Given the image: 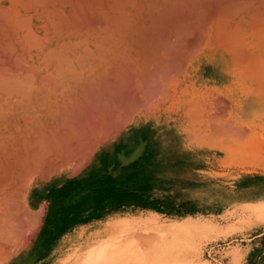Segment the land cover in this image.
Instances as JSON below:
<instances>
[{
  "label": "bare ground",
  "instance_id": "1",
  "mask_svg": "<svg viewBox=\"0 0 264 264\" xmlns=\"http://www.w3.org/2000/svg\"><path fill=\"white\" fill-rule=\"evenodd\" d=\"M54 1V31L22 47L0 36L10 41L0 52L2 169L19 183L3 194L9 219L15 199L34 198V174L82 167L108 140L137 148L147 133L166 159L161 175L193 179L202 156L230 146L232 115L238 125L264 119V0Z\"/></svg>",
  "mask_w": 264,
  "mask_h": 264
},
{
  "label": "rangeland",
  "instance_id": "2",
  "mask_svg": "<svg viewBox=\"0 0 264 264\" xmlns=\"http://www.w3.org/2000/svg\"><path fill=\"white\" fill-rule=\"evenodd\" d=\"M231 120L230 146L202 156L193 179L162 176L147 133L137 148L108 140L82 167L34 174L0 264H264V119Z\"/></svg>",
  "mask_w": 264,
  "mask_h": 264
},
{
  "label": "crops",
  "instance_id": "3",
  "mask_svg": "<svg viewBox=\"0 0 264 264\" xmlns=\"http://www.w3.org/2000/svg\"><path fill=\"white\" fill-rule=\"evenodd\" d=\"M28 1H30V2H28ZM46 1V2H45ZM20 0V2H19V0H0V10H6L9 14H10V16H11V18L9 17V19H12L13 21H11V20H8V17H7V15H6V17H5V15L3 16V18H2V16L0 15V18H2V19H0V25L2 26L3 25V27H1L0 26V36H1V33L3 32L4 34L5 33H7L6 34V36H8V38H6V36L4 35V34H2V39H4V41L5 40H9V37L10 36H12L13 37V40H12V43L14 44V46H17V47H22V46H25L26 45V41H25V39H24V36H27V35H31V34H36V35H39V34H44V35H46L47 34V30L48 29H50V30H53L54 31V26L53 25H50L51 23H50V20H51V18H53V17H55V13H56V4H55V1L54 0ZM48 1H50V2H48ZM12 2H13V4H14V8L12 7ZM6 3V4H5ZM42 3H44V4H42ZM35 4V5H34ZM16 5V6H15ZM31 5V6H30ZM43 5V6H42ZM47 5V6H46ZM3 6V7H2ZM7 6H8V8H7ZM20 6V7H19ZM50 6V7H49ZM5 7V8H4ZM15 7H16V9H15ZM17 7L20 9H18V11H16L17 10ZM28 7V8H27ZM47 7V8H46ZM2 8V9H1ZM10 8V9H9ZM27 8V9H26ZM13 9H14V11H13ZM35 10V11H34ZM44 10V11H43ZM16 11V12H15ZM24 11V12H23ZM5 11H3V13H4ZM19 12V13H18ZM46 12V13H45ZM2 13V11L0 12V14ZM2 13V14H3ZM37 13V14H36ZM5 14V13H4ZM7 14V13H6ZM9 14H8V16H9ZM12 14H13V16H12ZM15 15V16H14ZM33 15V16H32ZM48 18H50V20H48L47 19V17ZM51 16V17H50ZM21 17V18H20ZM15 20H14V19ZM20 18V19H19ZM24 20H23V19ZM17 19H19L20 21L19 22H21V23H19L20 24V26H19V24H18V20ZM23 20V21H22ZM42 20V21H41ZM5 21H6V23H5ZM10 23H9V22ZM25 21V22H24ZM27 21V22H26ZM29 22V23H28ZM8 23V25H9V28H8V26L7 25H5L4 26V24H7ZM14 23V24H13ZM26 23H28L27 25H25ZM50 23V24H49ZM12 24V25H11ZM49 24V25H48ZM24 25V26H23ZM30 25V26H29ZM38 25V26H37ZM26 26H27V28H29V29H27L26 28ZM11 27H12V29H11ZM18 27V28H17ZM44 27V28H43ZM1 28H3L5 31H1V30H3V29H1ZM39 28V29H38ZM53 28V29H52ZM7 29V30H6ZM32 29V30H31ZM38 30V31H37ZM49 30V31H50ZM12 31H13V33H12ZM15 31V32H14ZM32 31V32H31ZM25 32V33H24ZM31 33V34H30ZM23 34V35H22ZM49 34V33H48ZM4 36H5V38H4ZM20 36V37H19ZM1 37H0V39H1ZM16 37V38H15ZM1 39V44L3 45H0V47L2 46V47H4V46H6V45H4V41ZM9 43H8V45L6 46V47H9L10 45V41H8ZM22 42V43H21ZM5 43H6V41H5ZM25 43V44H24ZM24 44V45H23ZM1 47V49L2 50H0V52H2V51H4L5 52V47H4V49ZM7 50V49H6ZM2 58V57H1ZM0 58V59H1ZM1 61V60H0ZM2 63V62H1ZM1 65V64H0ZM2 66V65H1ZM0 66V67H1ZM2 146V145H1ZM1 150V152H0V155H2V157H0V160H1V158H3L2 159V161H0V181H6V182H2L3 184H1V182H0V196H2V197H0L1 199H0V211H1V213H0V260H5V259H9L10 258V256H9V243H10V240H9V228H8V230H7V225H9V201H8V199H9V193H5V192H7V191H9L10 192V190H12V188H13V190H14V188L16 189L17 187H19V183L17 182L15 185L14 184H10L9 183V181H8V177L6 176L7 175V173H5V171H4V169H2V167H4V165L5 164H3L2 162H4V155H3V152H2V149H0ZM1 170H3L4 171V173H2L1 172ZM5 174V175H4ZM2 175H3V177H2ZM4 177H5V179H4ZM7 177V178H6ZM4 179V180H3ZM3 194H6V195H3ZM5 196L8 198H5ZM2 199L4 200V202L2 201ZM2 201V202H1ZM6 201H7V203H6ZM8 204V205H7ZM3 205H5V206H3ZM3 206V207H2ZM4 208V209H2V208ZM3 210V211H2ZM4 214V215H3ZM1 215H2V217H1ZM4 216V217H3ZM8 219V220H7ZM6 227V228H5ZM8 231V232H7Z\"/></svg>",
  "mask_w": 264,
  "mask_h": 264
}]
</instances>
